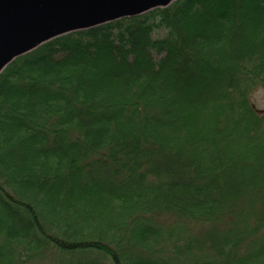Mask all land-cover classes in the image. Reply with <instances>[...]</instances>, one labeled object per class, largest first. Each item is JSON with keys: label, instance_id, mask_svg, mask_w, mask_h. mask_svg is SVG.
<instances>
[{"label": "trees", "instance_id": "trees-1", "mask_svg": "<svg viewBox=\"0 0 264 264\" xmlns=\"http://www.w3.org/2000/svg\"><path fill=\"white\" fill-rule=\"evenodd\" d=\"M264 0H176L0 73V264H264Z\"/></svg>", "mask_w": 264, "mask_h": 264}, {"label": "water", "instance_id": "water-1", "mask_svg": "<svg viewBox=\"0 0 264 264\" xmlns=\"http://www.w3.org/2000/svg\"><path fill=\"white\" fill-rule=\"evenodd\" d=\"M176 0H0V73L58 36L134 17Z\"/></svg>", "mask_w": 264, "mask_h": 264}, {"label": "rangeland", "instance_id": "rangeland-1", "mask_svg": "<svg viewBox=\"0 0 264 264\" xmlns=\"http://www.w3.org/2000/svg\"><path fill=\"white\" fill-rule=\"evenodd\" d=\"M251 99L257 111L264 109V89L257 88L251 94Z\"/></svg>", "mask_w": 264, "mask_h": 264}]
</instances>
